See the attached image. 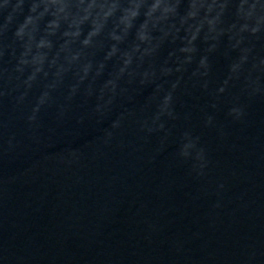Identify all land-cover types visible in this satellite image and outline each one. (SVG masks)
<instances>
[{"label":"water","instance_id":"water-1","mask_svg":"<svg viewBox=\"0 0 264 264\" xmlns=\"http://www.w3.org/2000/svg\"><path fill=\"white\" fill-rule=\"evenodd\" d=\"M0 264H264V0H0Z\"/></svg>","mask_w":264,"mask_h":264}]
</instances>
